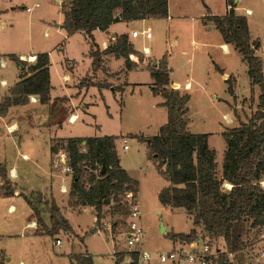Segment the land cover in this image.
Masks as SVG:
<instances>
[{
    "label": "rangeland",
    "instance_id": "1",
    "mask_svg": "<svg viewBox=\"0 0 264 264\" xmlns=\"http://www.w3.org/2000/svg\"><path fill=\"white\" fill-rule=\"evenodd\" d=\"M233 2L236 3L238 14L239 8L252 10L249 18L253 19V25L256 26L253 32L264 44V4L260 5L254 0ZM233 2L228 1L230 6ZM36 4L38 7L34 8ZM67 4L68 0H0V11L7 10L0 15V22L6 23L4 29L0 24V81L5 82L4 85L0 82V92L6 91L17 81L18 74L26 76L29 65L35 61H30L29 56L24 57L21 60L25 66L20 70L17 62L9 58L10 55L47 53L53 75V97H67L69 102L66 110L79 117L78 121L75 117L69 123L70 114L66 117L60 115L56 123L50 126L49 123L53 121L49 120L47 107L40 103H29L28 106H11L9 114L0 119V162L5 163L7 170L15 169L16 176L10 181L17 188L13 197H4L0 189V264H74L73 255L85 254L92 257L93 264H115V253L126 255L123 264H127L130 261L128 254L142 249L153 255L150 264H168L159 262V253L173 248L172 232L188 234L193 228V220L183 208L169 209L157 200V189L167 186L168 182L149 159L147 143L134 137L157 136L159 128L167 120L166 110L159 105L163 99L153 96L146 85L135 87L133 93L131 90L123 94L105 90L102 95L95 87L88 89L84 83L80 85L86 77H90L92 83L97 81V77L91 73L92 59L87 56L90 45L88 39L83 34L67 37L65 32L56 30V25L63 22L61 8ZM27 7L32 8L31 12H25ZM206 8L211 14L222 16L226 0H168V12L174 18L173 21H138L128 25V32L134 30L139 33V38L134 42V52L143 53L146 48L151 58L167 57L171 80L184 84L191 79L192 88L187 92L190 97L187 126L192 134L208 135L209 147L215 151L216 174L220 177L226 150L222 134L238 126L237 116L241 121L246 120L245 113L248 115V108H254L252 97L257 101L259 90L254 92L250 88L241 55L231 49V53L224 57L217 47L220 41L218 32L213 25L203 27L202 23L208 22ZM114 29L117 32L125 31L126 25L118 23ZM145 29L150 30L152 39L148 40L141 34ZM91 36L101 49L104 33L96 31ZM173 39L176 44L172 45ZM65 58L70 60L65 63L66 67L73 70L70 79L65 80L68 81L67 86H63L60 79L63 71L66 72L63 67ZM134 58L140 68L128 76L123 73L119 79L123 82L126 78L135 84L151 82L150 73L144 69L152 68L153 60L146 59L144 55L142 61L138 55ZM2 61L5 62L3 66ZM120 64V60H111L107 67L119 70ZM215 65L233 73V95L228 92L227 84L221 79L223 73L215 69ZM121 85L113 87L120 89ZM238 99L242 101L236 103ZM2 101L3 98H0V104ZM60 125L61 128L58 127ZM107 134L116 135L115 146L120 161L129 167L131 174L138 177L140 182L139 212L144 237L134 247L127 246L123 235L127 227L126 217L112 215L109 207L104 206V215L97 225L93 207L73 209L70 206L68 195L63 194L62 190L70 186L71 177L63 171L60 148L57 147L59 152L51 160L50 138H85ZM123 138L127 140L126 150L121 146ZM53 144L57 146L55 142ZM23 154L28 158H23ZM262 180L261 187L264 189V178ZM227 188L224 185L221 189L227 191ZM32 192L42 195L33 197L35 203L41 201L49 205L51 199L56 202L62 217L71 227L67 234L59 232L49 236L42 228H38V233L34 232L36 224L32 226L33 211L21 194L29 197ZM42 210V221L50 228L46 206L42 205ZM115 221L119 224L112 229ZM95 227L97 231L90 233ZM256 230H251L247 225L245 250L243 254H233L232 263L247 264L251 261L249 264H262L249 257L251 250H254L252 258H258L264 246V239L257 237L260 234ZM196 232L205 235L212 249H223L222 238H211L200 228H196ZM56 239L61 240V246L55 245ZM260 261L264 262V257Z\"/></svg>",
    "mask_w": 264,
    "mask_h": 264
},
{
    "label": "trees",
    "instance_id": "2",
    "mask_svg": "<svg viewBox=\"0 0 264 264\" xmlns=\"http://www.w3.org/2000/svg\"><path fill=\"white\" fill-rule=\"evenodd\" d=\"M206 11L207 23L212 22L224 44L233 45L242 56L251 85L260 90L255 112L244 123L239 121L237 128L222 134L226 150L221 176L216 174L215 151L209 147L208 135L192 134L189 131L187 104L190 97L181 94L179 90L170 89L166 56L155 67H147L146 70L152 79L150 91L153 96L160 95L164 100L161 106L167 109V122L155 137H134L147 143L149 159L168 182L159 191L157 200L169 209L183 208L193 220V228L188 234H171V240L179 239L189 243L196 239V228H200L211 238L223 239V249L216 256L214 264H232L230 256L241 253L245 248L247 225L264 229V189L261 187L264 178V75L261 60L255 52L260 44L252 40L247 18L236 16L232 8L222 17L210 15L207 8ZM61 14V29L68 36L83 34L90 42L88 56L92 59L93 73L103 69L107 55H113L116 60L124 59V68L132 71L138 67L139 62H132L130 55L140 56L141 61L143 55L134 52L129 37L118 35L105 48L100 49L94 43L91 33L95 30L106 31L118 22L168 19V0H68V4L61 8ZM9 58L19 66H25V62L15 55ZM49 64L47 53L35 55L27 75L20 74L19 80L9 90V96L3 98L0 104L1 115L11 106L28 104L31 96H37L39 103L47 107L50 121H56L60 115L66 117L71 114L72 111L66 110L69 102L67 97L50 98ZM90 79L84 78L80 85L84 83L86 88L96 86L98 91L107 87L105 84H93ZM225 83L228 92L233 95L230 77ZM115 140L113 136L104 135L100 138L56 139L50 144L51 160L58 154V148L66 151L67 166L72 170L68 193L70 206L73 209L93 207L97 225L104 215V206L109 207L112 215L126 217L125 206L121 204L122 195L127 191L138 193V183L119 164ZM0 181L3 196L13 197L17 188L12 185L7 167L2 162ZM224 185L231 188L223 191L221 188ZM21 194L33 211L32 222L36 223L34 232L38 233V228H42L44 233L53 236L59 232L67 234L71 230L53 199L49 205L41 201L35 203L33 197H42L40 193L32 192L29 197ZM42 205L46 206L50 228L42 221ZM118 224L113 222L112 229ZM96 231L95 227L90 233ZM114 255L115 264H123L126 255ZM128 255L130 261L127 264H137L138 255L135 252ZM72 257L74 264H93L88 254Z\"/></svg>",
    "mask_w": 264,
    "mask_h": 264
},
{
    "label": "crops",
    "instance_id": "3",
    "mask_svg": "<svg viewBox=\"0 0 264 264\" xmlns=\"http://www.w3.org/2000/svg\"><path fill=\"white\" fill-rule=\"evenodd\" d=\"M228 1L229 0H226V9H225V12H224V14L222 15V16H224L226 13H227V11L230 9V8H232L233 9V12H234V14L236 15V16H241V17H246L247 18V25H248V30H249V34H251V37H252V40L254 41V40H257V41H259L260 39H259V37H258V35L257 34H255L254 32H253V28H255L256 26L255 25H253V23L254 22H252L253 21V19H251V18H249L251 15H252V10H250L249 8H239V14L237 13V6H236V3H234L233 2V0H232V2H233V5L232 6H230V4L228 3ZM254 1H256L257 3H260V5H263L264 4V0H254ZM240 2V1H239ZM208 9V8H207ZM7 10H1L0 11V15L2 14V13H4V12H6ZM208 11L210 12V10L208 9ZM242 12H244V13H242ZM206 14H207V12H206ZM210 15H212V16H215V15H213V14H211L210 13ZM205 16V15H204ZM203 16V17H204ZM222 16H218V17H222ZM168 19V21H173V19L174 18H172V17H170L169 16V12H168V17H167ZM179 19V17L177 18V20ZM138 21H140V22H142V23H146L148 20H136V22H138ZM136 22H118V23H123V24H125L126 25V29H125V31H116L115 29H114V27L116 26V25H118V23L117 24H113V25H111L106 31H101L102 33H104V36H105V38H104V41H103V47H101V48H105L107 45H108V43H109V41L110 40H114L115 38H116V36H118V35H121V34H125L127 37H129V40H130V42H131V44L133 45V48H134V42H135V40L134 39H132L131 37H130V34H131V32H133L134 30H131L130 31V33L128 32V25H130V24H133V23H136ZM0 24L2 25V29H4V28H6V23L5 22H3V21H1L0 22ZM63 24V22H61L59 25H56V30L58 31L59 30V32H65L64 30H62L61 29V25ZM255 24V23H254ZM202 25H203V27H206V26H211V25H213V23L212 22H209V23H202ZM212 27H214V25L212 26ZM215 29V28H214ZM216 30V29H215ZM96 31H98V30H96ZM96 31H93L92 33H95ZM217 31V30H216ZM100 32V31H99ZM218 32V31H217ZM65 34H66V32H65ZM219 34V33H218ZM67 35V34H66ZM67 37H69L68 35H67ZM137 40V39H136ZM171 44L173 45V44H176V41L173 39V41H171ZM259 44H260V48L258 49V50H256L255 52H256V55L260 58V60H261V63H262V70H263V75H264V44H262V42H260L259 41ZM217 47L219 48V50H220V52L222 53V55L224 56V57H227L228 56V54H230L231 52V49L233 50V51H236L235 49H234V47H233V45H231V44H228V45H226V44H224V42H223V40H222V37H221V35H220V41L217 43ZM59 51H61V50H58V52ZM134 51H135V49H134ZM143 53L141 52V54H143L144 56H145V58L146 59H149V58H151V57H149V50L148 49H143ZM260 51L262 52V53H260ZM88 52V51H87ZM138 52V51H137ZM237 52V51H236ZM140 53V52H139ZM34 56L35 57V55L36 54H28L27 56H22V55H19V56H16V57H18L20 60L21 59H24V57H28V56ZM88 56V55H87ZM1 57V56H0ZM90 57V56H89ZM241 58H242V56H241ZM152 60H153V66L155 67V65L157 64V62L161 59V58H158V59H154V58H151ZM111 60H114V61H119L120 60V62H121V64L119 65V70H111L109 67H107V63H109V61H111ZM119 60H116L115 58H114V56L113 55H107L106 57H105V59H104V67H103V69H101V70H99V71H97V72H91L92 74H94V76L95 77H97L96 78V80L97 81H93V84H105V85H107V87H105V88H102V89H100L99 91H98V89L96 88V86H90V87H88V89L89 88H91V87H95L96 89H97V91L102 95V91H105V90H110L111 92H114V91H117V92H119L117 89H115V87H118L119 86V84L121 83L122 85L120 86V88H121V90H120V92H121V94H123L126 90H131L132 91V93H133V89L135 88V87H138V86H141V85H146V86H148V90L150 91V86H151V84H152V79H151V77H150V80H151V82H149V83H147V84H140V83H138V84H135V83H132V82H128L127 81V79L126 78H124V80H123V82L119 79V77L123 74V73H126L127 74V76L128 75H130V74H132L133 72H136V70H137V68H140V67H137L135 70H126L125 68H124V59H119ZM70 60L69 59H67V58H65L64 59V63H63V67H64V70L66 71V72H64L63 71V74H62V77L60 78L62 81V84H63V86H67V84H66V82H68V81H66L65 82V80H67L68 78L70 79V76L71 75H73L72 73H73V70H70L68 67H66V65H65V63H68ZM3 62V64L5 63L4 61H2ZM73 62V61H72ZM243 62V61H242ZM243 64H244V69L246 70V74L248 75V70H247V65L243 62ZM142 69H143V67H142ZM215 69H217V70H219V71H221L223 74H222V76H221V79L222 80H224V82L227 80V79H229V77H230V79H231V81H232V85H233V82H234V77L232 76V72H226L224 69H221V68H219V67H217L216 65H215ZM21 70V69H20ZM63 70V69H62ZM144 70H146V69H144ZM147 71V70H146ZM168 71H169V68H168ZM148 72V71H147ZM170 72V71H169ZM171 73V72H170ZM49 74L51 75V89H50V98L51 99H54L55 98V96L53 97V93H52V91L54 90V86H53V75H52V72H51V63L49 64ZM98 74H99V77H98ZM230 75V76H229ZM18 76V79H16L17 81L19 80V74L17 75ZM94 76H92L93 78H95ZM229 76V77H228ZM98 80H100V81H98ZM103 80H105V81H103ZM191 80V79H190ZM190 80L189 81H185V82H183L184 84H181L180 82H178V81H176V80H171V75H170V83H171V85H170V87H175V88H177L176 90H179L180 91V93L181 94H187V92H189V91H191L190 89L192 88V86L190 85ZM17 81H14V83H12L11 84V86L10 87H8L7 88V90L6 91H3V92H0V98H4V97H6V96H9V94H8V92H9V90L11 89V87L17 82ZM248 81H249V86H250V88L254 91V92H258L257 90H259V88H257V86H252L251 85V83H250V79H249V76H248ZM1 82V85H4L5 84V82L4 81H0ZM8 85V84H7ZM6 85V86H7ZM113 86H115V87H113ZM87 89V90H88ZM131 93V94H132ZM152 93V92H151ZM259 95H260V90H259ZM259 95H258V97H259ZM160 95H156V97H159ZM252 97V96H251ZM258 97H257V101H258ZM32 100H30L29 102H28V104H26V105H24V106H28L29 105V103H31V104H38L39 103V101H38V97L37 96H31L30 97ZM72 98V97H71ZM250 98V97H249ZM163 99V98H162ZM248 99V98H247ZM247 99H244V100H247ZM252 99H253V101H252V104H254L253 106H254V108L253 109H250V108H248V115H246V113H245V119H247L251 114H252V112H255V110H256V105H257V101H256V99L254 98V97H252ZM163 101L164 100H162V102L159 104V105H161L162 103H163ZM239 101H242V100H239L238 99V102H236V103H239ZM123 103V101H122V98H121V104ZM162 107V106H161ZM187 107H188V104H187ZM237 108H239L238 106H236ZM11 108V107H10ZM10 108H8L7 109V111H6V113L5 114H3V115H0V119H4L8 114H9V111H10ZM162 108H164V107H162ZM246 108L247 107H245V110H246ZM165 109V108H164ZM189 109V108H188ZM166 110V115H167V109H165ZM236 114H238V113H236ZM71 118H69L68 119V122L69 123H72L71 121H73L74 120V118L75 117H77V120L76 121H78L79 120V117H78V115H76V114H74L73 112H71ZM188 115V114H187ZM239 115V114H238ZM238 117V123H239V121L240 122H245V121H241L240 120V117L239 116H237ZM187 118H188V116H187ZM166 122H167V120H166ZM56 123V121L54 122L53 121V123H49V125L50 126H53L54 124ZM12 125H13V123H12ZM12 125H8V126H11L12 127ZM62 125V124H61ZM61 125L60 126H58L59 128H61ZM7 126V127H8ZM15 126V125H14ZM239 126V125H238ZM237 126V127H238ZM236 127V128H237ZM161 128V127H160ZM160 128H159V130H160ZM233 129V128H232ZM159 130H158V132H157V134L159 133ZM108 135V134H107ZM108 136H113V137H115L116 138V135H113V134H109ZM100 137H103V136H99V137H94V138H100ZM66 138H78V137H66ZM66 138H56V137H54V138H50V142H49V148H50V144H51V141H53V140H56V139H66ZM124 139V138H123ZM115 143H116V140H115ZM122 145V144H121ZM118 154V153H117ZM50 155H51V153H50ZM23 158H28L26 155H24L23 154ZM119 164H120V166H121V168H123L126 172H127V174H128V176L133 180V181H135V182H137L138 183V193H137V199L139 200V191H140V182H139V178L138 177H134L132 174H131V171H130V169H129V167H127V165L126 164H124V163H122L121 161H120V159H119ZM221 169H222V167H221ZM13 176H16V172H15V169L13 168V169H11V170H8V177H9V179L10 180H12L13 179ZM261 183H263V182H261ZM164 187H166V186H164ZM164 187H162V188H164ZM161 188V186H159V188L157 189V191H156V196H158V194H159V191L162 189ZM231 187L230 186H228V188H227V190H229ZM68 189H69V187L67 188V189H65V188H63V190H65V192H63L62 191V193L63 194H66V195H68ZM68 200V199H67ZM55 202V201H54ZM61 214V213H60ZM35 222H33L32 223V226L34 225L35 226ZM255 229H257L259 232L257 233L259 236H257V237H260L259 239L260 240H262V239H264V229L263 228H251V230H255ZM256 230V231H257ZM171 234H176V233H171ZM245 241V240H244ZM173 242V247H174V244H175V242L176 241H172ZM261 244V242H259L258 243V245H260ZM262 249H261V251H259L260 253H259V257L258 258H252V256H253V254H254V250L252 251L251 250V253H250V255L251 256H249L250 258H251V260L253 261H255V262H259V263H262V264H264V262L263 261H260L261 260V253L262 252H264V246L263 247H261ZM245 250V248L241 251V253L243 254V251ZM249 262H251V261H248V263L247 264H249ZM234 264V263H233ZM239 264V263H238Z\"/></svg>",
    "mask_w": 264,
    "mask_h": 264
},
{
    "label": "built area",
    "instance_id": "4",
    "mask_svg": "<svg viewBox=\"0 0 264 264\" xmlns=\"http://www.w3.org/2000/svg\"><path fill=\"white\" fill-rule=\"evenodd\" d=\"M38 5L36 4L34 8H37ZM32 8L27 7L25 12H31ZM146 39H152L151 32L149 29H145L141 33ZM139 36V33L136 31L131 32L130 37L136 40ZM135 55H130V60L136 63L134 60ZM22 61V60H21ZM3 66V62H1ZM10 131V129L8 130ZM126 138L122 139V148L123 150L128 149L126 145ZM82 152H85L83 150ZM61 160L60 163L63 166V171L70 175L72 170L69 166H67V155L66 151H61ZM65 192V190H62ZM122 206H125L127 212V227L126 231L123 233L126 244L128 247H134L139 245L142 242L144 229L140 221V212H139V200L137 199V193L132 191H127L122 195L121 198ZM61 240L56 239L55 245L61 246ZM221 250L219 249H212L210 243L205 238V235L197 234L195 240L184 243L179 239L176 240L174 247L166 252H160L158 255V260L161 263H168V264H214L216 256L219 254ZM137 255V264H150V261L153 257L152 254L147 252L146 250L142 251H134ZM233 255L230 256V260ZM261 257H264V252L261 253ZM234 259V258H233ZM233 264V263H232Z\"/></svg>",
    "mask_w": 264,
    "mask_h": 264
},
{
    "label": "bare ground",
    "instance_id": "5",
    "mask_svg": "<svg viewBox=\"0 0 264 264\" xmlns=\"http://www.w3.org/2000/svg\"><path fill=\"white\" fill-rule=\"evenodd\" d=\"M30 58V61H34L35 60V57H33V56H29ZM74 120H75V118H74Z\"/></svg>",
    "mask_w": 264,
    "mask_h": 264
},
{
    "label": "water",
    "instance_id": "6",
    "mask_svg": "<svg viewBox=\"0 0 264 264\" xmlns=\"http://www.w3.org/2000/svg\"><path fill=\"white\" fill-rule=\"evenodd\" d=\"M20 69L22 70V66H20ZM164 231V228L162 227L161 228V232H163Z\"/></svg>",
    "mask_w": 264,
    "mask_h": 264
}]
</instances>
